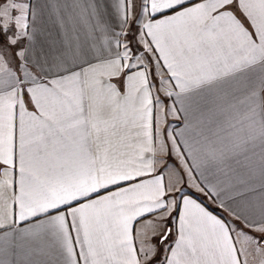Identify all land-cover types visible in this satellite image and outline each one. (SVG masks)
Segmentation results:
<instances>
[{
	"label": "snow or ice",
	"instance_id": "1",
	"mask_svg": "<svg viewBox=\"0 0 264 264\" xmlns=\"http://www.w3.org/2000/svg\"><path fill=\"white\" fill-rule=\"evenodd\" d=\"M0 264H264V0H0Z\"/></svg>",
	"mask_w": 264,
	"mask_h": 264
}]
</instances>
